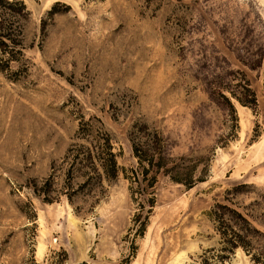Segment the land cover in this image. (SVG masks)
Here are the masks:
<instances>
[{"label": "rangeland", "instance_id": "rangeland-1", "mask_svg": "<svg viewBox=\"0 0 264 264\" xmlns=\"http://www.w3.org/2000/svg\"><path fill=\"white\" fill-rule=\"evenodd\" d=\"M14 1L0 5V264H264V0ZM241 74L254 109L219 85ZM90 117L118 175L95 203L70 204L64 156ZM133 124L169 156L197 158L195 174L208 162L189 188L158 179L142 234L122 174L136 166ZM47 178L51 202L33 192ZM216 203L257 230L249 253L222 249Z\"/></svg>", "mask_w": 264, "mask_h": 264}, {"label": "trees", "instance_id": "trees-1", "mask_svg": "<svg viewBox=\"0 0 264 264\" xmlns=\"http://www.w3.org/2000/svg\"><path fill=\"white\" fill-rule=\"evenodd\" d=\"M15 2L17 1L0 0V5L9 6ZM0 37L8 38V34L0 30ZM1 51L4 52V48H1ZM249 67L252 68L251 65ZM219 85L222 89H226L228 94L240 105L252 109L256 107L255 93L243 74L233 83H221ZM262 90L264 93V77ZM218 95L227 103L233 113L231 119L235 122V112L231 102L223 94L218 93ZM233 124L235 125V123ZM127 136L132 156L136 160V166L128 171L122 170V174L128 182L127 188L131 201L137 208L131 218L133 234H142L148 214L154 205L153 193L158 179L166 178L170 182L189 188L196 182L205 180L208 162L207 159L203 160L201 171L199 174H195L194 171L199 162L197 158H191L188 155L169 156L161 135L145 125L133 124ZM77 137L83 140L70 144L64 156L68 167L64 184L66 190L63 194L70 204H73V199L78 194L90 196L92 198L90 203L93 204L97 201L96 195L101 192L102 183H109L117 178L119 170L116 163L117 153L113 150L109 134L95 117L79 122ZM76 177H80L81 180L73 182ZM51 183L50 178L45 179L39 188H33L34 194L42 201L51 202L54 199L50 194L53 191ZM58 193L59 190L56 194ZM208 216L221 239L222 249L240 246L247 253L250 252L252 249L250 238L253 233L258 232L240 212L224 204L216 203L209 210ZM258 254L257 252L251 253L254 262H257Z\"/></svg>", "mask_w": 264, "mask_h": 264}, {"label": "bare ground", "instance_id": "bare-ground-1", "mask_svg": "<svg viewBox=\"0 0 264 264\" xmlns=\"http://www.w3.org/2000/svg\"><path fill=\"white\" fill-rule=\"evenodd\" d=\"M264 18V17H263Z\"/></svg>", "mask_w": 264, "mask_h": 264}]
</instances>
